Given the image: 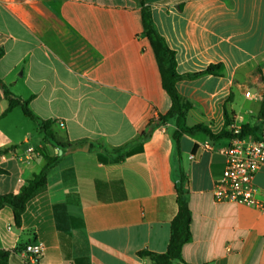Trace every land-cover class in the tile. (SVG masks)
Wrapping results in <instances>:
<instances>
[{"label": "crops", "instance_id": "1", "mask_svg": "<svg viewBox=\"0 0 264 264\" xmlns=\"http://www.w3.org/2000/svg\"><path fill=\"white\" fill-rule=\"evenodd\" d=\"M140 10L137 0H0V78L37 118L21 107L7 113L0 87V197L18 193L45 165L40 121L53 123L60 143L74 144L20 226L11 205L0 208V249L41 241L43 264H154L141 253L167 251L180 188L192 238L174 264H264V211L213 198L232 139L175 138V117L154 127L172 101ZM151 10L180 75L223 66L221 76L177 81L192 105L186 124L213 133L246 126L263 138L264 0H158ZM140 143L120 162L98 159L99 151ZM254 184L264 202V167Z\"/></svg>", "mask_w": 264, "mask_h": 264}, {"label": "trees", "instance_id": "2", "mask_svg": "<svg viewBox=\"0 0 264 264\" xmlns=\"http://www.w3.org/2000/svg\"><path fill=\"white\" fill-rule=\"evenodd\" d=\"M158 0H137L141 10V22L143 26V34L149 41L151 48L155 54L159 71L161 74L162 85L166 92L169 94L172 106L167 115V117H161V121H165L168 118L175 117L177 122L178 130L175 132L174 137L178 138L182 133H190L194 134L197 132L205 133L210 139H223V138H243L252 133L248 127H242L241 133L239 135H234L232 131H223L220 133H213L211 129L204 124H197L195 126L189 127L186 124V118L188 111L192 108V105L184 101L183 98L179 95L176 83L178 80L182 78H197L201 75H215L221 76L223 73V66L221 64L218 65H210L205 71L201 73H196L192 75H180L177 72V62L175 58V53L172 51L164 38L160 35L158 30L155 27L151 5L152 3ZM4 54L3 50H0V60ZM0 87L3 88L5 97L8 102L7 113L11 112L16 107H21L24 114L33 120H37V118L33 115L29 108V101H23L17 97H15L8 86L2 81L0 78ZM226 116V124L229 127L231 122L228 119V114L226 113V108L224 109ZM261 113L264 118V94L262 101V109ZM52 122L50 121H40L41 130L43 132L44 145L48 144L52 146L54 149H62L66 151L68 148H72L74 144L72 143H60L54 133L51 130ZM157 124L155 123L154 127ZM149 136L148 131H144L139 136V141L145 140ZM264 138V136H263ZM44 145L37 149V152L43 155L45 158V165L41 169L39 173L34 174L31 179L27 181V183L21 187L18 193L8 194L0 197V208L9 204L13 208L15 223L17 226L21 225L23 214L27 209L28 203L43 193L47 189L48 183V175L50 171L56 167L61 161L63 155H59L58 151L54 155H49ZM142 149V143L138 144L136 147L129 149L127 147H118L112 150H103L98 152V159L102 163L109 162V156L114 157V162H120L125 159V157H129L135 153L140 152ZM177 194V204H178V212L174 219L171 222V238L168 245V249L163 254H155L149 252H143L141 255L150 257L154 264H174L177 261H183L182 250L183 246L186 243L191 241V221L192 215L188 206L187 199L184 195L182 189H178ZM24 248V247H23ZM23 248H17L16 250H5L0 249V264H12V259L15 254H19Z\"/></svg>", "mask_w": 264, "mask_h": 264}, {"label": "built area", "instance_id": "3", "mask_svg": "<svg viewBox=\"0 0 264 264\" xmlns=\"http://www.w3.org/2000/svg\"><path fill=\"white\" fill-rule=\"evenodd\" d=\"M247 96L251 93L247 92ZM160 120L156 122L160 125ZM234 135L241 133V127H231ZM163 131V130H162ZM33 148L28 149L32 153ZM225 169L217 180L213 198L217 203H236L255 207L264 211V202L258 198L254 179L264 167V138L256 139L250 135L232 139V144L224 151ZM45 245L35 241L24 246L18 254L20 264H43Z\"/></svg>", "mask_w": 264, "mask_h": 264}, {"label": "water", "instance_id": "4", "mask_svg": "<svg viewBox=\"0 0 264 264\" xmlns=\"http://www.w3.org/2000/svg\"><path fill=\"white\" fill-rule=\"evenodd\" d=\"M77 151H89V146H86V148H78ZM71 151L64 153L62 149L58 150L59 155L63 154H69Z\"/></svg>", "mask_w": 264, "mask_h": 264}]
</instances>
